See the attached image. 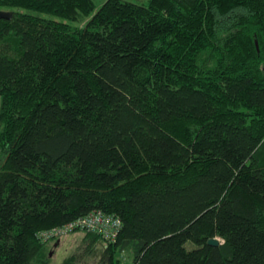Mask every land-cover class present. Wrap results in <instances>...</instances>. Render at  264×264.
<instances>
[{"label":"trees","instance_id":"trees-1","mask_svg":"<svg viewBox=\"0 0 264 264\" xmlns=\"http://www.w3.org/2000/svg\"><path fill=\"white\" fill-rule=\"evenodd\" d=\"M0 99V264H264V0H0Z\"/></svg>","mask_w":264,"mask_h":264},{"label":"built area","instance_id":"built-area-1","mask_svg":"<svg viewBox=\"0 0 264 264\" xmlns=\"http://www.w3.org/2000/svg\"><path fill=\"white\" fill-rule=\"evenodd\" d=\"M1 102V99H0ZM122 228V220L115 215L102 211H94L64 226L52 228L39 233L42 242L59 238L73 233L76 230L94 232L101 235L108 242H115Z\"/></svg>","mask_w":264,"mask_h":264},{"label":"rangeland","instance_id":"rangeland-1","mask_svg":"<svg viewBox=\"0 0 264 264\" xmlns=\"http://www.w3.org/2000/svg\"><path fill=\"white\" fill-rule=\"evenodd\" d=\"M127 2L136 3L139 5H147L149 0H124ZM97 6H101L105 0H95ZM2 13H8L9 8H3L1 9ZM20 11L27 12L26 10L20 9ZM36 14V13H35ZM40 16L49 17L48 15L44 14H38ZM82 238L81 233H71L63 237V239H60L58 242V246L55 247L53 243L51 244V248L53 250L52 256L50 257L49 262L46 264H63V262L66 260L68 256L73 254L77 248L79 247L80 241ZM118 259L120 261V264H132L133 262V251L127 250L121 254L118 255ZM35 264H43V263H35Z\"/></svg>","mask_w":264,"mask_h":264},{"label":"water","instance_id":"water-1","mask_svg":"<svg viewBox=\"0 0 264 264\" xmlns=\"http://www.w3.org/2000/svg\"><path fill=\"white\" fill-rule=\"evenodd\" d=\"M3 14H5V13H3ZM208 244L211 245V246H219L220 245V240L218 238H212V239H210L208 241ZM50 256H52V253H50Z\"/></svg>","mask_w":264,"mask_h":264},{"label":"flooded vegetation","instance_id":"flooded-vegetation-1","mask_svg":"<svg viewBox=\"0 0 264 264\" xmlns=\"http://www.w3.org/2000/svg\"><path fill=\"white\" fill-rule=\"evenodd\" d=\"M60 239H56V240H52L50 243L52 244L53 243V245L55 246V247H57L58 246V241H59Z\"/></svg>","mask_w":264,"mask_h":264},{"label":"crops","instance_id":"crops-1","mask_svg":"<svg viewBox=\"0 0 264 264\" xmlns=\"http://www.w3.org/2000/svg\"><path fill=\"white\" fill-rule=\"evenodd\" d=\"M106 1V0H105Z\"/></svg>","mask_w":264,"mask_h":264}]
</instances>
